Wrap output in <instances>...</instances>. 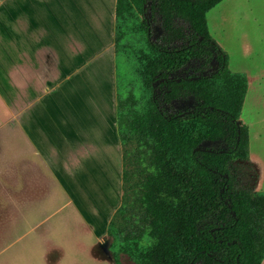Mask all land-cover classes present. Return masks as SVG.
<instances>
[{"label": "trees", "instance_id": "1", "mask_svg": "<svg viewBox=\"0 0 264 264\" xmlns=\"http://www.w3.org/2000/svg\"><path fill=\"white\" fill-rule=\"evenodd\" d=\"M220 1L116 0L115 49L133 54L140 80L139 96L117 92L122 194L106 228L116 264L121 255L135 264L264 258V191L242 186L232 167L249 161L239 121L249 82L207 26Z\"/></svg>", "mask_w": 264, "mask_h": 264}, {"label": "crops", "instance_id": "2", "mask_svg": "<svg viewBox=\"0 0 264 264\" xmlns=\"http://www.w3.org/2000/svg\"><path fill=\"white\" fill-rule=\"evenodd\" d=\"M115 4L0 0V154L9 193L29 202L53 191L80 195L84 185L100 198L115 191L106 221L93 223L97 248L122 194Z\"/></svg>", "mask_w": 264, "mask_h": 264}, {"label": "rangeland", "instance_id": "3", "mask_svg": "<svg viewBox=\"0 0 264 264\" xmlns=\"http://www.w3.org/2000/svg\"><path fill=\"white\" fill-rule=\"evenodd\" d=\"M206 19L210 35L228 55L229 69L249 77L239 117L249 128V161H233V171L242 186L264 191V0H222L207 11ZM161 34L156 20L152 40ZM129 44L134 51L142 46L134 39ZM135 67L133 54L118 55L121 97L129 91L140 95ZM84 186L80 195L53 191L41 201L25 202L22 195L9 193L6 154L1 153L0 264H116L109 251L110 237L99 248L94 244L93 223L104 222L119 197L112 190L100 198ZM120 264L135 263L121 255Z\"/></svg>", "mask_w": 264, "mask_h": 264}, {"label": "clouds", "instance_id": "4", "mask_svg": "<svg viewBox=\"0 0 264 264\" xmlns=\"http://www.w3.org/2000/svg\"><path fill=\"white\" fill-rule=\"evenodd\" d=\"M261 264H264V260L261 261Z\"/></svg>", "mask_w": 264, "mask_h": 264}, {"label": "water", "instance_id": "5", "mask_svg": "<svg viewBox=\"0 0 264 264\" xmlns=\"http://www.w3.org/2000/svg\"><path fill=\"white\" fill-rule=\"evenodd\" d=\"M197 148H198V147H197ZM197 148H196V149H197Z\"/></svg>", "mask_w": 264, "mask_h": 264}]
</instances>
